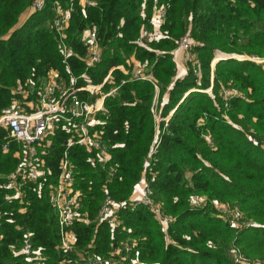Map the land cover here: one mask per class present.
I'll return each instance as SVG.
<instances>
[{
	"label": "trees",
	"instance_id": "16d2710c",
	"mask_svg": "<svg viewBox=\"0 0 264 264\" xmlns=\"http://www.w3.org/2000/svg\"><path fill=\"white\" fill-rule=\"evenodd\" d=\"M34 1L0 0V113L14 102L31 108L51 70L74 87L100 83L109 73L102 91L116 88L89 125L108 157L101 161L79 143L67 148L89 221H73L74 247L64 250L50 190L74 130L58 125L48 143L42 140L44 172L24 184L18 199L5 182L23 146L0 124V264H28L20 249L26 239L44 264H77L85 251L107 257L117 249L134 264H242L236 247L258 259L249 264H264V64L229 56H264V0H43L40 8ZM157 7L164 9L159 35L139 43L142 29L153 30ZM65 10L70 16L59 34L53 21ZM88 30L101 48L93 65L84 58ZM186 32L190 57L176 76L173 50ZM229 87L238 93L224 97ZM77 95L92 98L84 89ZM142 180L158 212L128 202ZM106 195L125 201L115 225L96 219ZM196 195L203 204H194ZM215 202L237 206L238 221ZM163 215L172 219L164 224Z\"/></svg>",
	"mask_w": 264,
	"mask_h": 264
},
{
	"label": "built area",
	"instance_id": "2783aa9c",
	"mask_svg": "<svg viewBox=\"0 0 264 264\" xmlns=\"http://www.w3.org/2000/svg\"><path fill=\"white\" fill-rule=\"evenodd\" d=\"M43 0H35L34 8H40ZM69 12L67 10L60 11L54 18V27L59 34L69 19ZM164 9L162 7L154 8L151 21L159 23L163 19ZM153 36L152 31L142 29L137 41L144 43L145 38ZM83 39L86 44L85 60L88 65H93L100 59L101 48L98 43L97 35L94 30L84 32ZM191 37L189 33H184L178 46L185 52L186 58L190 57ZM61 49L63 53L68 51L66 44L61 42ZM243 55V56H242ZM217 55L214 56L212 63L217 60ZM240 57L254 60L257 63L264 64V56L241 54ZM120 68L124 69L122 65ZM132 74L142 77H149V74L142 70L132 68ZM109 73L103 78L100 83L87 82L84 85L74 87L67 86L64 81L58 78L56 70H51L42 80V85L38 91V98L35 104L29 102L31 108L26 109L16 102L10 106L3 108L0 113V124L9 128V136L21 143L22 151L19 153V162L11 172L10 177L5 182V186L13 189L12 196L14 198H22L24 195V184L29 180H34L40 177L44 169L42 167V160L39 159V145L42 140L49 142L48 135L55 127L61 125L72 128L75 135L67 137L65 140V149L59 162V171L57 179L51 185L50 198L52 206L57 218L59 227V245L64 250H69L74 247V234L71 224L74 220L89 221L87 215L82 211V194L74 187V168L68 156L67 148L73 144L79 143L85 145L89 149H95L99 159L105 160L108 157V150L106 145L99 139L96 130L90 132L89 125L94 123V114L104 108L105 95L113 92L116 87L110 90L102 91V84L108 78ZM87 90L92 98H82L77 95L78 90ZM207 92H211V86L205 88ZM238 93L235 87H229L222 90L224 97ZM167 119V117H165ZM210 141V137L206 136ZM156 139H154L155 141ZM6 150L7 143L2 145ZM154 148V147H153ZM152 148V150H153ZM43 151V150H42ZM151 152V150H150ZM196 198V197H195ZM124 200L115 202L109 195H106L96 213L97 220L106 219L115 225V211L116 208L124 204ZM128 202L136 205L142 203L150 205L155 208L152 199V191L146 180H143L137 192L128 198ZM162 223L167 224L172 216L163 215ZM124 251H129L130 245L127 242L123 243ZM21 251L25 252L29 259L28 264H44L45 256L34 248L29 240H25L21 246ZM82 261L77 264H134L135 260L126 261V254H122L120 249L111 252L110 256H99L91 252H83ZM118 254V255H114ZM237 254H235L236 256Z\"/></svg>",
	"mask_w": 264,
	"mask_h": 264
},
{
	"label": "rangeland",
	"instance_id": "374dc122",
	"mask_svg": "<svg viewBox=\"0 0 264 264\" xmlns=\"http://www.w3.org/2000/svg\"><path fill=\"white\" fill-rule=\"evenodd\" d=\"M181 53L184 55V61L186 59V56H185V52H183V50H181ZM236 57H240L241 54H237V53H234ZM246 56V54H244ZM248 55V54H247ZM243 56V55H242ZM242 58V57H240ZM262 141L264 143V135H263V138H262ZM205 201V197L204 196H199V195H196V198L194 199V204L195 205H200L201 203L203 204ZM215 205H216V208L221 212L223 213L224 216H227V215H232V217L238 221V215H240L239 211H238V207L237 206H234L233 208H227V206L223 203H220V202H215ZM235 249V252L233 253V256L239 260L242 264H249L250 262L252 261H257L258 259L256 258H248L246 256H244L240 250L238 249V247L234 248ZM235 254H237L235 256Z\"/></svg>",
	"mask_w": 264,
	"mask_h": 264
},
{
	"label": "crops",
	"instance_id": "0c3cea01",
	"mask_svg": "<svg viewBox=\"0 0 264 264\" xmlns=\"http://www.w3.org/2000/svg\"><path fill=\"white\" fill-rule=\"evenodd\" d=\"M153 36H158L159 35V31H158V23H153ZM181 48L179 46H177L174 50H173V55H174V59L176 61V66H177V72H176V76H181L185 73L186 71V65H185V61H184V55L181 53ZM143 181V180H142ZM141 184V183H140ZM139 188V186H138Z\"/></svg>",
	"mask_w": 264,
	"mask_h": 264
},
{
	"label": "water",
	"instance_id": "95a60500",
	"mask_svg": "<svg viewBox=\"0 0 264 264\" xmlns=\"http://www.w3.org/2000/svg\"><path fill=\"white\" fill-rule=\"evenodd\" d=\"M229 56H235V54H234V53H232V54H229ZM218 58H220V57H218ZM218 58H217V59H218Z\"/></svg>",
	"mask_w": 264,
	"mask_h": 264
}]
</instances>
